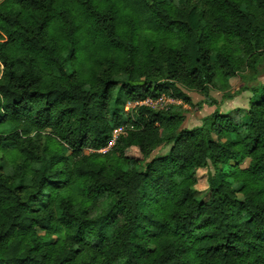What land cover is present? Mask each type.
Instances as JSON below:
<instances>
[{"label":"clouds","instance_id":"1","mask_svg":"<svg viewBox=\"0 0 264 264\" xmlns=\"http://www.w3.org/2000/svg\"><path fill=\"white\" fill-rule=\"evenodd\" d=\"M0 264H264V0H0Z\"/></svg>","mask_w":264,"mask_h":264}]
</instances>
